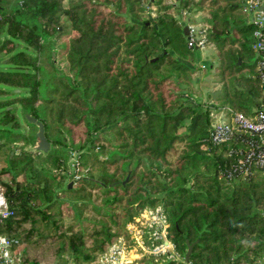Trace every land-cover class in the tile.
<instances>
[{
    "label": "trees",
    "instance_id": "obj_1",
    "mask_svg": "<svg viewBox=\"0 0 264 264\" xmlns=\"http://www.w3.org/2000/svg\"><path fill=\"white\" fill-rule=\"evenodd\" d=\"M246 1L5 0L0 184L14 215L0 234L53 245L50 264H93L140 210L161 206L178 255L196 243L190 264H264V169L247 161L255 137L212 141L218 113L264 111V51ZM195 15L216 48V98L189 90L200 49L184 29ZM68 29L66 73L57 46ZM27 116L43 124L48 152ZM27 255L22 264H41Z\"/></svg>",
    "mask_w": 264,
    "mask_h": 264
},
{
    "label": "built area",
    "instance_id": "obj_2",
    "mask_svg": "<svg viewBox=\"0 0 264 264\" xmlns=\"http://www.w3.org/2000/svg\"><path fill=\"white\" fill-rule=\"evenodd\" d=\"M244 11L252 15L256 25L253 48L263 52L264 0H247ZM187 27L190 45L200 50L206 49L209 40L207 27L194 21H190ZM260 68L264 69V62L260 63ZM262 77L264 79V74ZM217 117L213 123L212 141L221 143L234 130L250 133L255 138L248 142L247 161L264 169V111L255 119H250L242 113H236L230 119L225 115L219 119ZM72 162L78 165L75 154L72 155ZM13 215L14 211L8 203L6 190L0 184V222ZM169 228L170 224L163 207L144 208L127 225L125 234L110 245L93 264H164L168 261L190 264L176 252ZM20 253L15 240L0 234V264H22ZM254 264L261 263L257 261Z\"/></svg>",
    "mask_w": 264,
    "mask_h": 264
},
{
    "label": "rangeland",
    "instance_id": "obj_3",
    "mask_svg": "<svg viewBox=\"0 0 264 264\" xmlns=\"http://www.w3.org/2000/svg\"><path fill=\"white\" fill-rule=\"evenodd\" d=\"M193 21H194V23H197L196 22L197 20H195L194 18H193ZM71 32L72 31L70 29H68L67 34L64 35L61 40H59V44L57 46V51H58L57 66L59 67L60 70H62L63 72H66V73L68 72V63L66 61V51H67V48L69 45V36L71 35ZM215 49H216L215 45L210 44L203 51L200 50V53L207 52L208 54L212 55L213 51H216ZM198 55H200V54H198ZM201 57L202 56H199L197 58L196 64L199 65L200 63H206V65L209 67L208 69L210 70V68L213 65L212 63L214 61V58L210 57L209 55H206L205 57H203V59ZM4 68H5L4 64L0 65V69H4ZM197 77H200V76H195L194 78L197 79ZM0 88L3 90H7V91L12 90L11 88L4 86V85H0ZM189 90H190V92H192L193 95L196 96V98L203 99L201 97V94H200L201 91H199V89L196 90L194 86H190ZM2 99H3V97H0V100H2ZM217 116H218L217 118L219 119V118H221L220 116H224V115H222L221 113H218ZM19 117L22 121L24 120V117L21 115V111L19 113ZM24 127H25V129H27L26 124H24ZM1 165H3V159L0 160V167H1ZM23 249L28 250L27 257L31 261L37 259L41 262V264H50L51 260L53 258V249H54L53 245L48 246V245H35V244H33V245L29 246V245H26V243H24L23 245H21L19 247V251L22 252Z\"/></svg>",
    "mask_w": 264,
    "mask_h": 264
},
{
    "label": "crops",
    "instance_id": "obj_4",
    "mask_svg": "<svg viewBox=\"0 0 264 264\" xmlns=\"http://www.w3.org/2000/svg\"><path fill=\"white\" fill-rule=\"evenodd\" d=\"M196 17H197L196 15L195 16H190V20L193 21V18L195 20H197ZM199 54H200L199 56H202L201 57L202 59L206 55H209L210 57H213L214 58L213 63H215V65H216V62H217L216 61V51H213L214 55L212 53H211L212 55H210L207 52L200 53V51H199ZM198 68H199V70L195 74V76H200V77H197L196 83L194 84V87H195L196 90L199 89V91H201L200 92L201 97L205 100L208 95L212 94V97H213V93L218 91V90H215V88L213 87V83L216 81V79L218 77H217L216 69L214 68V65L209 70L208 69L209 67L206 65V63H200L198 65Z\"/></svg>",
    "mask_w": 264,
    "mask_h": 264
},
{
    "label": "water",
    "instance_id": "obj_5",
    "mask_svg": "<svg viewBox=\"0 0 264 264\" xmlns=\"http://www.w3.org/2000/svg\"><path fill=\"white\" fill-rule=\"evenodd\" d=\"M184 32H185L186 36L189 34L188 27H185ZM219 94H220V90L214 92L213 98H216ZM27 119L32 123H36L39 127L38 133H37V137L39 139L37 149L42 151V152H45V153L48 152L50 150V143L48 142V140L45 137L43 124L40 122H37V120L35 118H32L30 116H27ZM195 244L196 243L191 244L189 241H187L188 251H187V254L185 256V260L187 262L190 260V256L193 252V248H194Z\"/></svg>",
    "mask_w": 264,
    "mask_h": 264
},
{
    "label": "flooded vegetation",
    "instance_id": "obj_6",
    "mask_svg": "<svg viewBox=\"0 0 264 264\" xmlns=\"http://www.w3.org/2000/svg\"><path fill=\"white\" fill-rule=\"evenodd\" d=\"M5 4V0H0V10L3 9Z\"/></svg>",
    "mask_w": 264,
    "mask_h": 264
}]
</instances>
